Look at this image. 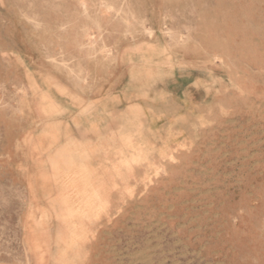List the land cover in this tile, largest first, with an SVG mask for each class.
I'll return each instance as SVG.
<instances>
[{
  "label": "rangeland",
  "instance_id": "374dc122",
  "mask_svg": "<svg viewBox=\"0 0 264 264\" xmlns=\"http://www.w3.org/2000/svg\"><path fill=\"white\" fill-rule=\"evenodd\" d=\"M0 264H264V0H0Z\"/></svg>",
  "mask_w": 264,
  "mask_h": 264
}]
</instances>
